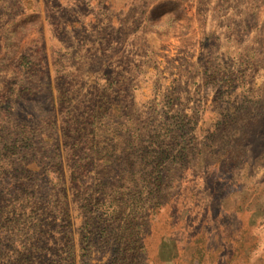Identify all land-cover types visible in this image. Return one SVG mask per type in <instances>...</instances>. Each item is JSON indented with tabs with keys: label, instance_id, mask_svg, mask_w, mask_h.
<instances>
[{
	"label": "rangeland",
	"instance_id": "rangeland-1",
	"mask_svg": "<svg viewBox=\"0 0 264 264\" xmlns=\"http://www.w3.org/2000/svg\"><path fill=\"white\" fill-rule=\"evenodd\" d=\"M5 169L1 262L264 264V0H0Z\"/></svg>",
	"mask_w": 264,
	"mask_h": 264
},
{
	"label": "trees",
	"instance_id": "trees-1",
	"mask_svg": "<svg viewBox=\"0 0 264 264\" xmlns=\"http://www.w3.org/2000/svg\"><path fill=\"white\" fill-rule=\"evenodd\" d=\"M7 172H8V173H6V169H5L4 171H1V170H0V184H3L4 186H7V187L10 188V187L13 186V184H11V183H13L12 180H11V179H4V178H3V176H6L5 174H10V170L7 171ZM9 185H10V186H9ZM15 191H16L15 189H14V190H10L9 193L6 194V193L4 192V190H3V186H1V188H0V202L3 201V200H4L3 198H6V197H12V199H10V200H11L12 202L15 201V200H16V197L13 195L14 193H17V192H15ZM22 193H25V191L22 192ZM26 199H28V198H25L24 200H26ZM17 201H18V200H17ZM24 207H27V206H24ZM3 210L6 212V213H5V216H6L7 219H9V220H13V219H14V213L11 211L10 204H8L7 202H5V206H4V208L0 209V215H1V212H2ZM36 210H37V209H36ZM90 213H92V212H90ZM62 214L65 215V216H64V217H63V216H62V217H59V216H57V214H56V216H55V218H53V220H49V218H48L47 220H48L49 222H53V221H55L56 219H57V220L60 219L62 222H64V221L70 219L69 211H68L67 208L63 209ZM45 215H50V214H49V213H45ZM40 219H41V220H40ZM39 220H40V221H39ZM39 220H37V221H39V222H38V227H39V228H42V232H44L45 230H48L47 228H48V225H49V224H46V227H43V225H44V220H43L42 218H39ZM22 224H23V228H24V222H22ZM65 234H67L69 238L71 237V232H70V231H66ZM71 241H72V240L69 239L68 242H71ZM65 248H66V249L69 248V249H68V254L63 255V257H61V256L58 255V257L55 259V261H50V262L47 263V264H62L63 259H65V261H68L69 264H73V263H74V257H73V247H72V244H71L70 246H65ZM45 250H46V251H49L50 248L47 247V246H45ZM23 262H24V264H38V263H36V259L33 258L32 256H27V257L23 260ZM0 264H7V263H4V262H1V261H0ZM9 264H10V263H9Z\"/></svg>",
	"mask_w": 264,
	"mask_h": 264
}]
</instances>
